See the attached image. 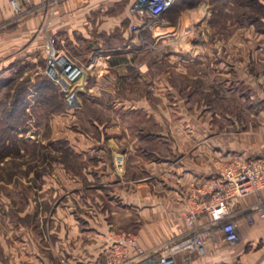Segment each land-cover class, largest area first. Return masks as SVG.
<instances>
[{"label": "rangeland", "instance_id": "obj_1", "mask_svg": "<svg viewBox=\"0 0 264 264\" xmlns=\"http://www.w3.org/2000/svg\"><path fill=\"white\" fill-rule=\"evenodd\" d=\"M134 1L123 3L135 15L123 28L130 34L127 45L137 47V60L126 78H115L111 90L91 93L95 74H87L82 49L75 55L54 41L84 68L66 89L44 72L43 47L1 57L0 233L24 227L35 235L47 234L58 223L62 204L70 214H82L74 216L81 228L87 226V217L107 225L96 249L98 264L112 249V238L120 232L137 234L142 217L138 201L132 198L138 183L153 189L156 180L151 174L158 166L181 163L180 153L189 148L184 142L189 131L194 140L220 136L225 146L248 136L261 137L264 148V45L259 48L257 40L246 46L240 43L248 36L247 25H252L250 35L261 34L264 42V0H179L168 19L163 14L164 23L139 18L132 9ZM50 2L33 4L42 19L30 40L40 36L45 42L49 36L48 20L60 0ZM199 4L208 7L207 30L200 29L199 22H186L188 27L181 28L173 19L179 8ZM26 16L13 13L0 21V30L6 23L5 28H13L16 19ZM167 27L172 31L162 33ZM232 36L238 41L232 43ZM195 40L202 47H195ZM86 75V85L77 86ZM37 82L39 88L32 85ZM21 86L25 103L12 112L17 117L12 120L5 111ZM66 113L68 117L57 116ZM166 139L176 141L175 146ZM64 140L72 152L64 150ZM185 211L178 217L185 218ZM86 255L91 254L86 251ZM26 262L34 264L19 263Z\"/></svg>", "mask_w": 264, "mask_h": 264}, {"label": "crops", "instance_id": "obj_2", "mask_svg": "<svg viewBox=\"0 0 264 264\" xmlns=\"http://www.w3.org/2000/svg\"><path fill=\"white\" fill-rule=\"evenodd\" d=\"M39 1L41 0H32V3L35 5ZM127 1L129 0H60L56 11L49 17L47 33L54 38L58 47L75 55L79 54L75 51L82 49L86 54L85 70L87 74H95L91 93L101 89L111 90L115 78H126L128 71L134 66L133 60H137V56H134L137 47L131 43L127 45L130 34L123 28L126 20H134L135 17L128 5H123ZM178 1L163 13L166 14V19L170 17L168 13ZM207 11L205 4L179 8L173 19L180 22L181 28L188 27L186 22H199L197 26L200 29L206 26L207 30ZM12 14L8 0H0V21L12 17ZM41 19L42 13L36 10L25 18L16 19L13 28H5L9 25L6 23L0 30V59L7 55L20 56L36 48L41 50L44 45L43 38L38 36L29 39ZM241 28H245V25ZM251 28L252 25L246 26L248 36L242 37L240 43L246 46L257 40L259 48L263 49L264 42L260 41L262 35L251 36ZM171 31L172 28L167 27L162 33L169 34ZM230 41L233 43L238 38L232 36ZM197 42L195 40V47H202V42L199 45ZM85 78L87 79V75L83 77L82 85L78 82L75 84L80 87L86 85ZM67 115L69 114L57 116L61 118L68 117ZM188 115L190 121H194V116ZM187 124L189 126L191 122ZM190 132L184 137L189 148L180 153L181 163L169 167L157 165V173L151 174L156 180L153 189L146 183H138L136 187V195L132 199L138 201L137 206L142 217L137 239L145 249L158 247L167 238L182 235L191 228L186 219L179 218L178 215L191 208L196 191L203 190L202 184L219 171L223 162L234 158L256 157L264 150L262 142H259L261 137L248 136L239 143L225 146L221 143V138H218L220 136H215L210 141L204 137L194 140ZM166 140L168 145L175 146L176 141ZM172 149L175 151V148ZM159 168L165 171L158 172ZM259 197L264 198V187L259 191V196L250 193L229 203V212L238 221L237 238L233 241H226L220 225L210 222L207 214H198L195 225L212 230L206 243V252L176 254L170 264H230L236 259L241 260L242 264H264V218L251 211ZM61 206L64 205H58L60 219H56L57 226L53 225L47 234L44 232L45 234L35 235L24 227L15 231L10 229L7 234L0 233V264L19 263L24 260H31L34 264H95L96 249L101 243L103 233L101 231L107 225L100 224L99 221L98 225L92 217H87V226L85 229L81 228L74 223V216L79 217L82 214H70ZM247 216L251 217L252 222L246 220ZM88 229L99 233L96 236H91L90 232L85 234ZM86 251L91 255L87 256Z\"/></svg>", "mask_w": 264, "mask_h": 264}, {"label": "built area", "instance_id": "obj_3", "mask_svg": "<svg viewBox=\"0 0 264 264\" xmlns=\"http://www.w3.org/2000/svg\"><path fill=\"white\" fill-rule=\"evenodd\" d=\"M176 0H135L132 5L133 11L139 18L166 22L163 13L173 5ZM57 0L50 2L54 5ZM8 6L15 15L30 14L35 11L32 0H8ZM145 21V20H144ZM45 54V73L58 85L66 89L68 83L76 80L79 74L84 73L66 53L58 49L54 38L47 37L43 45ZM63 89V90H64ZM264 187V153L256 157L234 158L222 164L219 171L207 179L203 184V190L193 197V204L189 210L183 213L191 228L179 236L167 238L160 246L145 249L137 239V234L120 232L112 238L113 247L102 262L98 264H170L176 254L189 255L192 252L203 253L207 240L212 235L209 227L195 225L197 215L205 213L210 217V222L219 224L226 241L237 238L238 221L229 212V203L255 193ZM251 211L264 218V198L259 197L253 204ZM247 221L251 217L247 216ZM30 264V263H18ZM230 264H242L236 259Z\"/></svg>", "mask_w": 264, "mask_h": 264}, {"label": "trees", "instance_id": "obj_4", "mask_svg": "<svg viewBox=\"0 0 264 264\" xmlns=\"http://www.w3.org/2000/svg\"><path fill=\"white\" fill-rule=\"evenodd\" d=\"M175 3V2H174ZM171 7V6H170ZM169 7V8H170ZM46 77V81H48L51 85H54L53 84V82H50V79L47 77V76H45ZM40 81H42L41 82V84H43V81H45V79H43V80H40ZM39 84H40V82H37V84L35 83V84H32L35 88H39ZM40 88H41V85H40ZM24 89V86H21L19 89H16V91H15V93H14V95H13V98H12V100H11V104H12V106L11 107H8V109H6V113L9 115V116H11L12 117V120H16L17 119V117H15V114H12V112L13 111H17V109L19 108V106L21 105H24V101H23V98H24V95L22 96V90ZM8 124L10 125V124H12L13 125V123H9V121H8ZM63 147H65V151L66 152H68V153H70V152H72L73 150H72V147H69L68 145H67V143L65 142V140H64V146Z\"/></svg>", "mask_w": 264, "mask_h": 264}, {"label": "bare ground", "instance_id": "obj_5", "mask_svg": "<svg viewBox=\"0 0 264 264\" xmlns=\"http://www.w3.org/2000/svg\"><path fill=\"white\" fill-rule=\"evenodd\" d=\"M80 76H81V74H79V75L77 76V78L80 77ZM77 78H76V79H77ZM67 85H69V83H68Z\"/></svg>", "mask_w": 264, "mask_h": 264}]
</instances>
